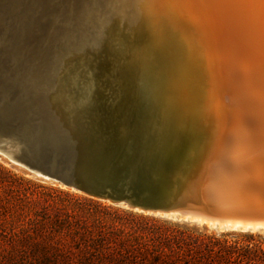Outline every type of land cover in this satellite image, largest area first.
<instances>
[{"label": "water", "instance_id": "obj_1", "mask_svg": "<svg viewBox=\"0 0 264 264\" xmlns=\"http://www.w3.org/2000/svg\"><path fill=\"white\" fill-rule=\"evenodd\" d=\"M148 12L260 30L252 4L0 0V161L145 215L264 231V137L213 138L152 98L120 53Z\"/></svg>", "mask_w": 264, "mask_h": 264}, {"label": "bare ground", "instance_id": "obj_2", "mask_svg": "<svg viewBox=\"0 0 264 264\" xmlns=\"http://www.w3.org/2000/svg\"><path fill=\"white\" fill-rule=\"evenodd\" d=\"M238 17L243 16L238 14ZM229 19L236 24L234 16ZM208 20L204 18L201 23L191 24L179 14L168 16L151 12L130 16L128 24L135 34L150 39L155 21L160 39L170 51L167 54L156 40L148 43L156 52L162 76L156 84L158 91L151 96L159 99L164 108L178 112V108H173L178 101L173 88L181 86L191 96L184 99L183 104L187 106L181 109L184 119L194 115L211 137H264V40H261V32L237 28V24L234 29L223 30ZM152 73L149 71V75ZM144 74L142 83L150 88L148 74ZM209 87L210 105L204 97V90L207 94ZM241 89L247 90L249 96L242 94Z\"/></svg>", "mask_w": 264, "mask_h": 264}, {"label": "rangeland", "instance_id": "obj_3", "mask_svg": "<svg viewBox=\"0 0 264 264\" xmlns=\"http://www.w3.org/2000/svg\"><path fill=\"white\" fill-rule=\"evenodd\" d=\"M155 21L152 23L153 34L151 39L146 36L143 37L141 34H135L134 30L129 27V32H124L121 37L123 40H127V37L130 39L127 51L125 50L124 52V48L120 50V53L122 55L124 54L126 56L125 59L130 62V66L135 68L136 71H139L137 78L141 86L146 87V84L144 85L141 79L142 76L145 75L144 73L148 74L150 88L147 87V90L149 94L152 95L153 93L154 96L155 92L158 91L156 84L161 80L162 76L159 74L156 52L154 48L148 46V43L157 41V43L166 50V53L170 54V51L165 48V43L160 39L159 27ZM149 71H153L152 75H149ZM173 89L179 101L173 105V108H178L179 114L183 117L181 109L187 108V106L183 104L184 99H190L189 97L191 96L187 91L182 90L181 86L174 87ZM208 89L210 91H208ZM208 89H206L207 94H205L204 90V97L210 105V98L207 97L211 94V88L209 87ZM208 92H210V94H208ZM154 99L156 101L159 100L156 97H154ZM159 105L164 108V106L160 104V101ZM215 107H217V104H215ZM187 114L190 115V113ZM194 120L197 122V119ZM0 164L12 173L28 181L22 182L21 187L25 188L28 197L34 201L30 206V214L35 216L39 221L47 224L52 234L55 235L56 231L60 230L64 232V239L66 241H70L73 238H75V240L81 238L95 239L99 236L98 231L99 233H104L103 235L105 238L109 240H122L128 238L129 240L140 242L159 233H171L182 235L187 238L188 243H190V245L186 247L183 246L180 253H178L182 255L183 259H190V257L195 255V253H193L195 250L191 251L188 249L194 248L200 241L209 245L217 241L221 245L235 246L238 248L243 246H264V231H220L214 227L197 223L145 215L105 201L90 198L74 190H69L47 181H42L1 161ZM194 241L197 243L194 244ZM133 243L135 242L131 244ZM148 243L150 245L152 241L148 239ZM140 246L141 245H138L139 248ZM139 248L138 250H140ZM202 249L203 245L200 247L198 246L196 250L200 252ZM174 250L178 251L173 245L170 250L165 249V252L174 255ZM202 251L204 252V250ZM187 264H192V262L188 261Z\"/></svg>", "mask_w": 264, "mask_h": 264}, {"label": "trees", "instance_id": "obj_4", "mask_svg": "<svg viewBox=\"0 0 264 264\" xmlns=\"http://www.w3.org/2000/svg\"><path fill=\"white\" fill-rule=\"evenodd\" d=\"M22 182L28 181L0 164V264H264V246L238 248L217 241L210 245L200 241L188 249L195 250V255L183 259L178 253L190 243L171 233L148 238L150 245L148 239L109 240L99 231L95 239L66 241L64 232L52 234L47 224L30 214L34 201L21 187ZM173 245L178 250L174 255L165 252ZM201 245L204 252L196 250Z\"/></svg>", "mask_w": 264, "mask_h": 264}, {"label": "snow or ice", "instance_id": "obj_5", "mask_svg": "<svg viewBox=\"0 0 264 264\" xmlns=\"http://www.w3.org/2000/svg\"><path fill=\"white\" fill-rule=\"evenodd\" d=\"M186 3H223L232 5L241 4H252L258 5L259 7V27L262 39H264V0H185ZM264 62V58H262ZM260 169L262 174H264V162H261Z\"/></svg>", "mask_w": 264, "mask_h": 264}]
</instances>
